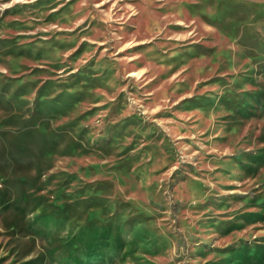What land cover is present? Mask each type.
<instances>
[{
	"label": "rangeland",
	"instance_id": "1",
	"mask_svg": "<svg viewBox=\"0 0 264 264\" xmlns=\"http://www.w3.org/2000/svg\"><path fill=\"white\" fill-rule=\"evenodd\" d=\"M0 264H264V0H0Z\"/></svg>",
	"mask_w": 264,
	"mask_h": 264
}]
</instances>
